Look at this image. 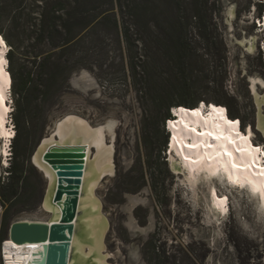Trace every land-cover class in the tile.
I'll use <instances>...</instances> for the list:
<instances>
[{
	"label": "rangeland",
	"instance_id": "374dc122",
	"mask_svg": "<svg viewBox=\"0 0 264 264\" xmlns=\"http://www.w3.org/2000/svg\"><path fill=\"white\" fill-rule=\"evenodd\" d=\"M50 9L77 20L63 49L39 30ZM263 10L264 0H0L11 75L7 125L15 131L7 156L0 148V189L16 163L29 177L10 207L11 222L48 217L41 209L45 179L31 157L55 120L72 112L114 136L115 169L97 189L110 223L111 263L264 264L261 202L214 180L217 198L230 204L220 216L209 204L210 181L193 182L173 169L165 117L183 102L219 106L226 115L229 108L240 136L264 149ZM179 36L193 48L184 63L170 49ZM53 51L63 74L47 93L19 101L16 69L38 72ZM5 207L0 201V214Z\"/></svg>",
	"mask_w": 264,
	"mask_h": 264
},
{
	"label": "bare ground",
	"instance_id": "6f19581e",
	"mask_svg": "<svg viewBox=\"0 0 264 264\" xmlns=\"http://www.w3.org/2000/svg\"><path fill=\"white\" fill-rule=\"evenodd\" d=\"M262 15L259 22L264 31V10ZM7 51V45L0 37V148L5 156L9 150L7 146L15 134L7 125L11 112V107L7 105L11 85L7 75ZM219 109L204 102H200L195 111L172 107L171 111L175 116L166 124L172 167L182 171L193 182L200 178L210 181L207 189L209 204L220 216H227L230 204L226 197L217 198L214 180L222 182L229 189L246 192L249 198H257L262 205L260 213L264 214V175L261 174L264 170V149L261 146L256 147L261 149L260 152L254 151L250 141L240 136L239 123L230 121L224 111H217ZM258 124L264 125L261 117ZM54 134L58 135V140L54 139ZM217 136L220 137L219 140L216 139ZM53 143L85 145L84 173L68 264H113L109 261L112 254L106 244L110 223L97 192L100 181L115 169L114 136L111 132L108 139L106 125H93L87 118L72 112L65 113L54 122L53 131L43 137L38 149L32 154L34 165L46 177L41 209L46 213L51 212V215L45 219L21 220L50 223L59 219V208L53 203L56 176L42 161V154ZM225 147L232 154L231 157L225 153ZM4 161L6 163L5 158ZM232 163L239 167L234 169ZM225 198L226 203L221 204ZM33 249L16 246L6 239L2 243L1 258L4 264H28Z\"/></svg>",
	"mask_w": 264,
	"mask_h": 264
},
{
	"label": "water",
	"instance_id": "95a60500",
	"mask_svg": "<svg viewBox=\"0 0 264 264\" xmlns=\"http://www.w3.org/2000/svg\"><path fill=\"white\" fill-rule=\"evenodd\" d=\"M53 129L54 123L44 136H48ZM43 137L38 141L34 152ZM53 137L58 140L57 134ZM42 161L54 171L56 176L53 203L59 208V219L50 223L13 220L7 227L6 239L16 246L34 248L30 252L31 259L28 264H68L84 173L85 145L69 146L53 143L42 154ZM38 171L46 182L41 170ZM48 215H51V212H48Z\"/></svg>",
	"mask_w": 264,
	"mask_h": 264
},
{
	"label": "trees",
	"instance_id": "16d2710c",
	"mask_svg": "<svg viewBox=\"0 0 264 264\" xmlns=\"http://www.w3.org/2000/svg\"><path fill=\"white\" fill-rule=\"evenodd\" d=\"M117 1L120 2V0ZM59 4L61 3L59 2ZM200 8H196L197 13L195 15V18L197 19V22L199 24H202L204 20L199 15V12L201 11ZM76 23V18L73 20L62 19L61 15L57 14L56 11L50 9L41 13V25L39 30L41 34L46 36V39L49 42L51 41L50 43L53 48L62 46L63 49V45L69 42V39L64 38L63 35L65 36L66 31H69L71 26H74V24L76 25ZM203 27L205 28L206 25H203ZM1 32L2 30L0 29V36L2 35ZM58 37L60 38L59 40L60 42H62V44L59 42V40L56 39ZM174 42L175 43L170 47V49L172 50V54L174 58H176L180 63H184L186 57L191 55L193 48L191 47L190 42L187 41L185 37L183 38L179 36L178 39ZM54 55L56 54L53 51L47 53L43 58L40 59L38 72H33L31 70H28L27 67L23 66H20L16 69L15 73L13 74V79L15 93L19 101H22L24 98L31 94L35 96L39 94L43 95L47 93L51 85H55L57 79H59V77L65 71V67L62 66L59 59L54 57ZM9 75L10 74L8 72V76ZM9 77H11V75ZM200 102L202 101H199V103ZM199 103L190 106L186 105V103L183 102V104L176 107L195 111ZM217 107L221 108L219 106ZM227 111V117L230 121H232L231 118H234V116L232 115L229 108ZM165 117L168 119L172 118L171 113H169L168 111V108L165 111ZM164 148L165 145L161 146L158 149V154L164 151ZM9 169L8 180L6 183H3L0 189V201L3 207L8 204V207H5L3 213L0 214V240L11 222L12 214L9 212L10 207H12L17 202V199L20 196L19 191H24L27 189L26 185L29 179L24 169L23 163H16L15 166L12 165V167H9Z\"/></svg>",
	"mask_w": 264,
	"mask_h": 264
},
{
	"label": "snow or ice",
	"instance_id": "6c2138e0",
	"mask_svg": "<svg viewBox=\"0 0 264 264\" xmlns=\"http://www.w3.org/2000/svg\"><path fill=\"white\" fill-rule=\"evenodd\" d=\"M217 111L222 112L223 109H219V110H217ZM229 123H232V122H229ZM235 123L238 124L239 122L237 121V122H235ZM193 131H195V129H193ZM208 135H211V133H209ZM250 135H251V131L249 130V136H250ZM242 138H243V137H242ZM216 139L219 140L220 137L217 136ZM209 146H210V145H209ZM224 150H225V153H226L227 155H229V157H231L232 154H231L230 152L227 151V148H226V147H225ZM241 151H243V150H241ZM254 151H256V152H260L261 149H260V148H255ZM244 166L247 167L248 165H244ZM232 167L235 169V168H238L239 165H237L236 163H232ZM261 174L264 175V170L261 171ZM241 187H243V184H241ZM262 194H264V193H262ZM213 195H215V192H213ZM220 203H221V204L226 203V198H225V200H222ZM225 210H226V209H225Z\"/></svg>",
	"mask_w": 264,
	"mask_h": 264
},
{
	"label": "flooded vegetation",
	"instance_id": "af4514ba",
	"mask_svg": "<svg viewBox=\"0 0 264 264\" xmlns=\"http://www.w3.org/2000/svg\"><path fill=\"white\" fill-rule=\"evenodd\" d=\"M262 16H263V15H262ZM261 19H262V18H261ZM259 131H260V130H259ZM253 146L256 147L254 144H253ZM257 147H259V146H257ZM262 148H263V146H262Z\"/></svg>",
	"mask_w": 264,
	"mask_h": 264
}]
</instances>
